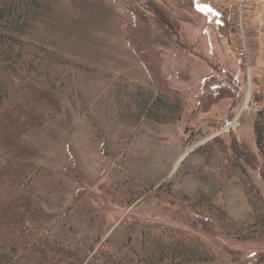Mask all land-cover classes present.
I'll use <instances>...</instances> for the list:
<instances>
[{
  "label": "rangeland",
  "instance_id": "obj_1",
  "mask_svg": "<svg viewBox=\"0 0 264 264\" xmlns=\"http://www.w3.org/2000/svg\"><path fill=\"white\" fill-rule=\"evenodd\" d=\"M41 1L0 74L29 239L81 264H264V0H153L173 34L148 0ZM160 93L177 111L147 115ZM179 237L211 258L161 252ZM16 250L0 258L30 263Z\"/></svg>",
  "mask_w": 264,
  "mask_h": 264
},
{
  "label": "trees",
  "instance_id": "obj_2",
  "mask_svg": "<svg viewBox=\"0 0 264 264\" xmlns=\"http://www.w3.org/2000/svg\"><path fill=\"white\" fill-rule=\"evenodd\" d=\"M192 4L196 9V0ZM208 5L213 6L210 3ZM145 6L151 11L158 24L167 26L168 31L172 32L174 30L173 24L170 23L171 19L167 17L166 13H163L161 7L154 3L153 0H148ZM43 12L44 6L41 0H0V74L5 75L6 72L13 71L16 68V64L21 63L24 50L28 46L26 41H24V37L33 27L34 21ZM142 26V30L145 33V25ZM147 107L148 109L144 111L149 116L155 114L156 117L157 113L171 114L177 111L178 100L177 98L168 97L165 93H160ZM18 118L14 119V126L19 125L17 124L19 122ZM259 120V118L256 120L254 130L256 141L260 145L263 142V125L261 122L258 123ZM15 144L18 145L17 143ZM10 146H7L6 153L13 157L15 164L12 166L13 159H11L2 168V173H0V245L8 246L15 253L17 252L16 249L25 253V259L30 262L28 264H66L68 259L70 264H81L78 259L68 255L67 251H63L61 254L59 251H53V253L55 252L54 255L57 254V258L56 256L48 258L45 253L47 245H42L38 241L35 242L31 237L29 239L31 229H29L28 223L35 219H32L35 209L31 203V205L28 203H24V206L22 203L20 205L19 200L14 196L19 187L17 182L22 176V171L19 170L20 167L18 165L22 153H18L17 149L15 150ZM160 243H162L160 240L155 242L152 248L154 252L158 253L159 247L162 249ZM205 248L197 239L188 244L183 237H179L171 240L161 252L169 254V256L174 253V257L187 260L191 258V260H200L201 258L207 260L211 257L207 256ZM0 264L25 263L21 261L7 262L0 258Z\"/></svg>",
  "mask_w": 264,
  "mask_h": 264
},
{
  "label": "bare ground",
  "instance_id": "obj_3",
  "mask_svg": "<svg viewBox=\"0 0 264 264\" xmlns=\"http://www.w3.org/2000/svg\"><path fill=\"white\" fill-rule=\"evenodd\" d=\"M247 96H246V99H245V102H244V107H246L247 106Z\"/></svg>",
  "mask_w": 264,
  "mask_h": 264
},
{
  "label": "crops",
  "instance_id": "obj_4",
  "mask_svg": "<svg viewBox=\"0 0 264 264\" xmlns=\"http://www.w3.org/2000/svg\"><path fill=\"white\" fill-rule=\"evenodd\" d=\"M208 3H210V2H208ZM211 5H212V3H210Z\"/></svg>",
  "mask_w": 264,
  "mask_h": 264
},
{
  "label": "built area",
  "instance_id": "obj_5",
  "mask_svg": "<svg viewBox=\"0 0 264 264\" xmlns=\"http://www.w3.org/2000/svg\"><path fill=\"white\" fill-rule=\"evenodd\" d=\"M241 13H242V11H241ZM241 15H242V14H241ZM241 15H240V16H241Z\"/></svg>",
  "mask_w": 264,
  "mask_h": 264
}]
</instances>
